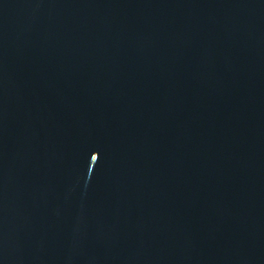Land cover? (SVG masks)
<instances>
[{
	"label": "water",
	"instance_id": "water-1",
	"mask_svg": "<svg viewBox=\"0 0 264 264\" xmlns=\"http://www.w3.org/2000/svg\"><path fill=\"white\" fill-rule=\"evenodd\" d=\"M0 264H264V0H0Z\"/></svg>",
	"mask_w": 264,
	"mask_h": 264
}]
</instances>
